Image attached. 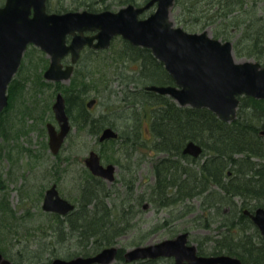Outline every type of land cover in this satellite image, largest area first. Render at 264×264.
<instances>
[{"label": "trees", "instance_id": "obj_1", "mask_svg": "<svg viewBox=\"0 0 264 264\" xmlns=\"http://www.w3.org/2000/svg\"><path fill=\"white\" fill-rule=\"evenodd\" d=\"M261 4H264V0H174L173 7H179L175 19L177 25L185 30L202 31L210 27L212 37L224 41L232 36V29L241 28L243 33L237 43L247 41V55L264 61V6ZM122 41L124 48L121 51V62H135L138 66L136 69H129L124 75L125 80L120 79V100L125 106H131L129 111H125L128 112L127 119L133 122L134 130L130 133L120 132L118 141L131 149L125 151L124 156L129 157L132 151L142 146H146L155 154L164 155L152 169L155 182L149 189V199L154 207L156 210H171L175 209L176 205L184 207L188 199L200 197L202 208L207 211L208 217L198 215V222L203 221L204 227H210L213 217L210 218L209 215L214 216L216 213L220 230L217 238L210 236L205 239L212 243L208 251L198 245L197 252L226 253L239 257L242 264H264V239L242 212L243 208L264 207V134L259 132L264 130V99L240 96L236 116L230 122L220 120L207 108L178 106L166 95L145 90L146 85L173 83L171 76L153 57L150 50ZM241 51L242 49H235V55ZM89 71L91 75H95L92 65L87 70ZM82 73H76L67 87L61 86L57 90L64 94L66 110L72 124L87 127L90 133H98L105 120L87 115L89 111L85 95L89 82L78 83V76L82 77ZM55 84L59 85L58 82ZM8 90L9 94H12V89ZM9 105L10 103L4 111ZM74 105L78 108L76 113L71 112ZM243 108L250 109L251 117L246 111L244 115H240ZM136 113H139L138 116ZM143 120L149 126L148 139H145L143 130L139 128V123ZM134 124H137V128ZM111 125L115 127L113 122ZM93 126L98 129H92ZM5 131L6 129L4 136H8ZM188 141L198 143L203 149L202 162L195 163L194 166L190 158L186 159L188 166L183 164L181 158V149ZM113 142L116 141L112 140ZM90 177L95 179L91 174H87L85 181ZM131 180L132 178L130 182H125L126 192L130 195L134 190V180ZM80 188L76 209L64 218L55 217L54 240L48 243L39 241L33 248L22 244L15 251H12V247L0 243L2 255L13 262L48 264L52 258L60 255L57 252L59 243L68 241L76 248L64 255L68 258L94 254L104 247L118 243L131 226L132 214L127 218L123 217L128 211L134 212L135 205L142 201L141 196L138 203L128 202L122 205L125 207L120 206L117 211H113L104 201L109 193H101L100 188H86L85 184ZM236 197L241 199L240 203L236 201ZM133 200L135 201V197ZM0 209H8L4 199L0 202ZM182 209L180 213L185 212ZM174 217L163 218L159 226L170 224ZM152 229L144 235H148ZM176 234L175 229L168 231L169 238ZM144 242L143 236L131 242V245L133 247ZM39 248L43 251L37 253ZM125 249L124 246H119L117 263L155 264L154 259L126 263L123 260Z\"/></svg>", "mask_w": 264, "mask_h": 264}, {"label": "rangeland", "instance_id": "obj_2", "mask_svg": "<svg viewBox=\"0 0 264 264\" xmlns=\"http://www.w3.org/2000/svg\"><path fill=\"white\" fill-rule=\"evenodd\" d=\"M3 1L0 0V4ZM261 5L264 6V4ZM178 9L179 7H172L170 12V19L175 25H177L175 16L178 15ZM206 30L212 36L211 28L207 27ZM242 33L241 28L232 29V36L228 39L235 47H233L234 55L236 54L235 49L236 51L242 49L238 55H235L236 61H258L247 55V41L237 43ZM123 46L122 39L116 37L104 53L93 57L85 53L86 56H83V59L76 64V73L83 72L82 77L78 76L80 78L78 83L89 82L85 102L90 99L95 100L92 107L88 109L87 115L105 120L102 122L103 127H112L111 123L113 122L115 126L113 129L118 133H130L134 130L133 122L127 119L128 112L125 111L123 107L125 104L120 100L122 87L120 79L125 80L126 76L124 77V75L129 69H136L138 65L135 62H121ZM258 62L263 64L264 61ZM48 63L49 57L41 49L34 45H29L26 48L20 66L7 87V90L12 89V94H9L10 105L0 114V123L2 124L0 126V202L4 199L8 204V209H0V243L6 247H12V251L20 248L22 244L33 248L39 241L48 243L55 239L53 227L56 218L52 213L45 212L41 208L44 191L50 184L55 183L59 194L76 204L80 187L87 183L85 181L87 173L84 157L87 156L89 150H95L102 155L104 160L109 159L112 162L116 160L124 162L127 159L124 156L125 151L131 150L126 145L120 144L119 141L99 143L97 133H90L87 127L77 125L71 129L59 152L51 153L47 144L45 124L50 122L56 125V122L50 107L56 92H60L57 88L67 87L74 76L72 75L69 80L58 82L60 86L56 85V82L43 77V71ZM91 65L95 75H91L90 71L87 72ZM77 111L78 108L75 105L72 106L71 112L76 113ZM245 111L251 117L250 109L247 108H243L240 115H244ZM138 114L136 113V116ZM133 118L135 117L133 116ZM146 121L143 120L139 123V128L143 130L145 137L148 136L149 128ZM136 126L137 124H134L135 128H137ZM5 129L8 136H4ZM92 129L97 130L98 127L93 126ZM163 156V154L149 152L146 146L132 151L129 159L131 161L135 159L133 174H126L119 167L115 172V181L106 182L105 185L108 188L99 189L101 193L106 189L110 190L104 201L113 211H117L122 204L125 205L133 197L141 196L142 199L141 203L133 208L130 229L120 237L117 245L128 249L132 247L131 242L143 236L145 237L144 244L155 243L167 238L168 231L175 229L177 233L189 231L188 243H192L196 247L202 245L208 251L212 243L205 239L210 236L217 238L220 229L216 221L218 219L216 213L214 216L213 214L209 215L210 218L213 217L210 227H204L203 221L198 222L196 216L208 217L207 211L202 208L200 197L188 199L184 207L176 205L175 209L171 210H169L170 208L156 210L149 199V189L155 182L153 165ZM203 158L204 156L199 157L198 161ZM192 165L195 164L192 163ZM131 178L134 180L132 195L126 192V186L122 183V181L129 182ZM236 201L240 203L241 199L236 197ZM181 209L185 212L180 213ZM173 216L175 217L170 224L159 226L163 218ZM123 218H126V215ZM150 229L152 231L145 236L144 234ZM70 244L71 242L68 241L59 243L57 252L60 255L56 257L68 259L64 255L76 249ZM42 251L43 249L39 248L37 253ZM43 254L46 256L45 253ZM172 262V258L163 257L157 259L155 264H172ZM14 263L36 264L40 262ZM110 264H123V262L117 263L115 259Z\"/></svg>", "mask_w": 264, "mask_h": 264}, {"label": "water", "instance_id": "obj_3", "mask_svg": "<svg viewBox=\"0 0 264 264\" xmlns=\"http://www.w3.org/2000/svg\"><path fill=\"white\" fill-rule=\"evenodd\" d=\"M173 2L149 0L135 10L132 21L126 9L117 13L106 11L99 15L75 12L47 14L44 11V0H5L0 6V113L8 104L7 86L20 65L27 45L34 44L49 56V65L43 72L45 79L64 81L71 76L83 45L106 49L116 35L134 46L148 48L163 64L173 84H151L145 86V89L168 95L179 106L207 108L222 121L229 122L235 118L239 96L264 99V63L236 61L231 41L216 39L206 29L188 32L180 26H174L170 19ZM153 3L156 8L152 13L145 18L136 17ZM31 5L35 8L33 16H29ZM85 16L89 17V21ZM85 24L87 26H83ZM88 27H97L99 31L89 37L75 33L77 29L81 31ZM66 34L72 35L69 44L65 42ZM69 52L71 61L64 67L61 58ZM94 101L90 99L87 106L92 107ZM52 110L60 129L56 131L51 123H46V129L49 149L55 154L70 129L61 93L56 94ZM115 137L117 132L111 127H105L99 140ZM182 152L198 157L202 147L194 141H188ZM84 160L93 174L113 179L114 166L108 164L103 167L95 151H91ZM42 208L66 214L74 208V204L62 198L53 184L44 193ZM249 214L264 237V208L257 207L254 213ZM187 241L188 232H180L172 238L128 248L123 258L125 262L172 257L174 264H241L239 258L227 254L199 255L195 245ZM117 250V246L111 245L93 255H76L68 259L55 257L49 264H110L115 260ZM0 264L27 263H14L0 252Z\"/></svg>", "mask_w": 264, "mask_h": 264}, {"label": "flooded vegetation", "instance_id": "obj_4", "mask_svg": "<svg viewBox=\"0 0 264 264\" xmlns=\"http://www.w3.org/2000/svg\"><path fill=\"white\" fill-rule=\"evenodd\" d=\"M149 0H44V11H45V13H47V14H64V13H70V12H75V13H83L84 15H88V14H96V15H99V14H102V13H104V12H106V11H108V12H112V13H117V12H119L120 10H122V9H126V14L128 15V18L129 19H132V21H133V17H134V13H135V10L136 9H139L141 6H143V5H145L147 2H148ZM5 2V0L3 1V3ZM3 3L2 4H0V6H2L3 5ZM155 8H156V4L155 3H153V4H151L148 8H146V9H144L141 13H138L137 14V18L138 19H141V18H145V17H147L150 13H152L154 10H155ZM30 14H29V16H33V14H34V12H35V8H34V6L33 5H31L30 6ZM124 17H126L125 15H124ZM85 18H86V20L87 21H89V17L88 16H85ZM127 18V17H126ZM83 26H87V24H85V25H83ZM99 31V28H97V27H88V28H84V29H82L81 31L80 30H75V33H81L83 36H86V37H89V36H93L94 34H96L97 32ZM116 37H120L121 39H123L120 35H116V36H114L113 38H112V42H113V40L116 38ZM71 39H72V35L71 34H66V36H65V42H66V44H69L70 42H71ZM126 41V40H125ZM111 42V43H112ZM128 42V41H127ZM36 47H38V46H36ZM39 49H41L40 47H38ZM42 50V49H41ZM43 51V50H42ZM106 51V49H97V48H94L93 46H91V45H89V44H85V45H83V47L79 50V54H78V57H77V60H76V62L74 63V65H73V70H72V73H71V76L73 75H75L76 74V64H78L83 58V56H86L85 55V53L87 54L88 53V55H98V54H102V53H104ZM44 52V51H43ZM84 54V55H83ZM49 57V56H48ZM88 57V56H87ZM49 61H50V58H49ZM70 61H71V53L69 52V53H67V54H65L62 58H61V63H62V65L65 67V66H67L68 64H70ZM48 65H49V63H48ZM48 65H47V67H48ZM46 67V68H47ZM45 68V69H46ZM45 71V70H44ZM43 71V72H44ZM74 73V74H73ZM71 76H70V78H71ZM69 78V79H70ZM68 79V80H69ZM58 82H61V81H58ZM166 85V84H165ZM7 92V97H8V104L10 103V100H9V90H7L6 91ZM57 93H61L62 95H63V97H64V94L60 91H57L56 92V94ZM56 94H55V96H56ZM64 101H65V97H64ZM7 104V105H8ZM87 106V105H86ZM7 107V106H6ZM5 107V108H6ZM125 109H130L131 108V106H123ZM51 111H52V113H53V118H54V120H55V122H56V125H54V124H52L53 126H54V128H55V130L56 131H59V129H60V127H59V124L57 123V120L55 119V117H54V112H53V110H52V105H51ZM66 102H65V111H66V114H67V116H68V122H69V125H70V129H69V131L67 132V134H66V136L64 137V139H63V142L65 141V139L67 138V136L69 135V133H70V131H71V129L72 128H75V126L72 124V120H71V118H70V115H69V113L67 112V110H66ZM91 107H88L87 106V109H90ZM129 111V110H128ZM47 123H50V122H47ZM106 126H104V127H102L101 128V130L97 133L98 134V137H97V141L100 143V142H103V141H112V140H115L116 142L118 141V135H119V133L115 130V129H113V127H111V126H107V127H111L113 130H115L116 132H117V137H115V138H108V139H104V140H102V141H100L99 140V136H100V133H101V131L105 128ZM45 129H46V124H45ZM260 132V134L261 135H263L264 134V130H260L259 131ZM46 133H47V129H46ZM145 139H148V137H145ZM63 142L61 143V145H60V147H59V149H58V151H57V153L59 152V150H60V148H61V146H62V144H63ZM47 144H48V133H47ZM48 148H49V146H48ZM183 148H184V146H183ZM183 148L181 149V153H182V162L183 163H185L186 164V159L187 158H190V160L192 161V163L193 164H195V163H201L202 162V160L200 161H198V159H199V157H201V155H199L198 157H193V156H191V155H189V154H184L182 151H183ZM141 149V148H140ZM91 151H95V150H89L88 151V153H87V156L89 155V153L91 152ZM96 152V151H95ZM149 152H151L150 150H149ZM52 153V152H51ZM57 153H55V154H57ZM97 153V155L99 156V163L103 166V167H106V165H108V164H112L113 166H114V170H113V179L112 180H109L107 177H104V176H101V175H96V174H93L92 172H91V170L87 167V165L85 164V160H84V165H85V167H86V173L87 174H91L92 176H94L95 177V179H93V178H89L86 182V184H85V186H86V188H108L106 185H105V183L106 182H108V183H112V182H114L115 181V179H116V177H115V172H116V170L119 168V167H121L122 169H121V171L122 172H125L126 174H133L132 172H133V170H134V168H135V164H134V161H135V159L133 160V161H131L130 159H129V157L128 156H126L125 158H127V159H125V161L124 162H120L119 160H116L115 162H112L111 160H109V159H106V160H104L103 159V157H102V155L101 154H99L98 152H96ZM53 154V153H52ZM87 156H85L84 157V159L87 157ZM176 157V156H175ZM228 174H230V173H228ZM86 180V179H85ZM133 180V179H132ZM131 180V181H132ZM129 182H130V180H129ZM89 183V184H88ZM122 183H124V185L126 186V184H125V181H122ZM121 183V184H122ZM53 184H55V183H52V184H50V186L51 185H53ZM1 185V184H0ZM50 186H48L46 189H48ZM55 186H56V184H55ZM133 188H134V184H133ZM46 189H45V191H46ZM56 189H57V186H56ZM45 191H44V193H45ZM57 191H58V189H57ZM105 193H109L110 192V190H108V189H106L105 191H104ZM58 194H59V192H58ZM60 195V194H59ZM61 196V195H60ZM43 197H44V194H43ZM62 197V196H61ZM63 198V197H62ZM134 198V197H133ZM133 198H132V200L131 201H128V202H130V204H133L134 202L136 203H138V198H139V196H136L135 197V201L133 200ZM65 199V198H64ZM67 200V199H66ZM42 201H43V198H42ZM69 201V200H68ZM70 203H72V204H74V209L73 210H70L68 213H66V214H58V213H55V212H51V211H45V212H49V213H52V215L54 216V217H61V218H64L65 216H67L68 214H70L71 212H73L75 209H76V204L75 203H73V202H71V201H69ZM127 202V203H128ZM123 205V204H122ZM121 205V207H125V206H122ZM136 206V205H135ZM257 207H263V206H255V207H250V208H243L242 209V212H243V214L245 215V216H247L250 220H251V218H250V214L249 213H254V211H255V209L257 208ZM41 208H42V205H41ZM264 208V207H263ZM42 210H43V208H42ZM244 210H247L249 213H246ZM131 214H133L132 212L131 213H129V211L128 212H126V218L127 217H129ZM251 222H252V220H251ZM253 223V222H252ZM254 224V223H253ZM255 226V225H254ZM257 228V227H256ZM258 229V228H257ZM259 231V230H258ZM186 232H188V231H186ZM188 235H189V232H188ZM259 235L264 239V237H263V235L260 233V231H259ZM113 245H115V246H117V249L119 250V246L117 245V243L116 244H113ZM103 249V248H102ZM101 250V249H100ZM99 250V251H100ZM118 250H117V252H118ZM98 251V252H99ZM97 253V252H96ZM198 253V252H197ZM95 254V253H94ZM199 254V253H198ZM218 254H226V253H217V254H212V255H218ZM90 255H93V254H90ZM200 255H210V254H200ZM227 255H230V254H227ZM82 256H85V255H82ZM86 256H88V255H86ZM231 256H235V255H231ZM235 257H237V256H235ZM170 258H172V257H170ZM237 258H239V257H237ZM159 259V258H158ZM240 259V258H239ZM143 260H145V259H143ZM154 260H156V259H154ZM172 260H173V258H172ZM241 261V260H240ZM173 263H174V260H173ZM49 264V263H48ZM241 264H242V262H241Z\"/></svg>", "mask_w": 264, "mask_h": 264}]
</instances>
